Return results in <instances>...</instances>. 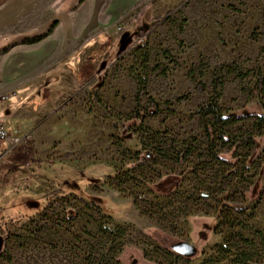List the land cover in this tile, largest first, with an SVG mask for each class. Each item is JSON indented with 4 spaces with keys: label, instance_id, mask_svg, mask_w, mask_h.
<instances>
[{
    "label": "rangeland",
    "instance_id": "rangeland-1",
    "mask_svg": "<svg viewBox=\"0 0 264 264\" xmlns=\"http://www.w3.org/2000/svg\"><path fill=\"white\" fill-rule=\"evenodd\" d=\"M51 1L39 0L37 22L0 23L3 42L29 44L54 26L61 43L49 94L23 101L31 118L0 123V264H236L243 250L245 264H264V136L222 165L202 114L222 64L238 70L224 75L222 114H264V89L253 93L264 80V0H132L118 12L100 0ZM136 74L146 79L139 109L151 97L160 113L133 125ZM222 128L236 141L264 134L254 117ZM145 149L153 160L137 159ZM180 150L190 151L184 161ZM226 242L235 245L223 258ZM183 243L196 254L172 251Z\"/></svg>",
    "mask_w": 264,
    "mask_h": 264
},
{
    "label": "crops",
    "instance_id": "crops-1",
    "mask_svg": "<svg viewBox=\"0 0 264 264\" xmlns=\"http://www.w3.org/2000/svg\"><path fill=\"white\" fill-rule=\"evenodd\" d=\"M100 1H104L113 12L128 8L132 2V0ZM39 6V0H0V7H2L0 23L3 25L1 29L8 30L14 23L22 25V21L19 22L20 18L17 16L21 17L25 14L30 15V19L24 21L25 24L37 22V17L31 16L37 14ZM34 11H36L35 14ZM44 26L45 24L41 28ZM53 27L43 28L45 30L36 36H42L38 42L31 41L25 44L21 43L23 40L19 43L0 40V123L5 127L17 118L29 120L30 115L20 113L25 110L26 103H23L25 97H29L28 101L34 105L37 99L48 95L49 86L54 85L50 84L48 73L52 69L54 48L61 46V43L54 39ZM66 43L64 45L68 46L70 42ZM7 94L10 95L9 98Z\"/></svg>",
    "mask_w": 264,
    "mask_h": 264
},
{
    "label": "trees",
    "instance_id": "trees-1",
    "mask_svg": "<svg viewBox=\"0 0 264 264\" xmlns=\"http://www.w3.org/2000/svg\"><path fill=\"white\" fill-rule=\"evenodd\" d=\"M167 13H170L169 11ZM164 15H158L153 19V24H158L162 21H164L168 14ZM255 32L252 34V39H255ZM42 39V36L35 37L32 41H39ZM142 58V65H147L149 61V53L144 51L141 53ZM200 66L192 67L188 70V75L191 78H194L195 72L197 70L199 71V74L203 73V70H201L204 67L203 63L199 64ZM238 70L234 65H219L214 68V77L211 81L212 85V97L209 100V102L206 105V108L202 110L203 116H211L212 122L208 125H206V135L208 140L210 141V149L212 151V157L214 160L219 162L222 165L230 166L234 164L235 157L237 156L236 148L243 142L246 141L248 143V146L253 147V151L257 150L259 148V141L258 139L260 137H263L264 134H252L249 133L246 136H244V139L235 140L232 139L231 133L228 131L223 130V126L232 124L236 121L248 118V117H254L256 118L257 122L259 124L264 125V114H237V113H227L222 114V111L219 107V98L222 93V87H223V78L225 74H231L236 73ZM238 73H241L239 71ZM135 79L138 84V98H137V105L136 108L129 114L127 118V122H132L133 125H137L138 123H142L147 117L154 116L160 113L159 104L153 100L151 97L148 98V105L146 107L140 106V98L146 94V79L143 78L140 75H135ZM196 91L202 92L204 91V83L202 80H199L196 82L195 85ZM264 89V80L258 79L256 82V85L253 89V93L261 92ZM189 93L179 97L177 99L178 102H182L188 99ZM218 125V126H216ZM217 128H216V127ZM126 128V126H124ZM219 141L221 142L220 146L225 147L228 145V148L226 150H218L215 148V142ZM189 150H180L177 152L176 158L179 161H184L186 157L189 155ZM155 158V153L153 150H140L137 152V159L144 161L145 159L153 160ZM224 205H229L227 202H224ZM231 207H233L238 212L242 211V208H240L236 204H231ZM248 240H246V243ZM234 243L226 242V244H222L219 246L218 252H220V255L223 258H227L231 248L234 246ZM250 247V246H249ZM247 250H243L240 255V259H236L234 262L236 264H245L248 261H252V256L249 254H246Z\"/></svg>",
    "mask_w": 264,
    "mask_h": 264
},
{
    "label": "water",
    "instance_id": "water-1",
    "mask_svg": "<svg viewBox=\"0 0 264 264\" xmlns=\"http://www.w3.org/2000/svg\"><path fill=\"white\" fill-rule=\"evenodd\" d=\"M172 249H177L178 252L185 257H191L196 253L195 247L190 243L175 244L172 246Z\"/></svg>",
    "mask_w": 264,
    "mask_h": 264
},
{
    "label": "built area",
    "instance_id": "built-area-1",
    "mask_svg": "<svg viewBox=\"0 0 264 264\" xmlns=\"http://www.w3.org/2000/svg\"><path fill=\"white\" fill-rule=\"evenodd\" d=\"M6 136H7L6 131L3 129V126L0 125V138L2 139L5 138Z\"/></svg>",
    "mask_w": 264,
    "mask_h": 264
},
{
    "label": "flooded vegetation",
    "instance_id": "flooded-vegetation-1",
    "mask_svg": "<svg viewBox=\"0 0 264 264\" xmlns=\"http://www.w3.org/2000/svg\"><path fill=\"white\" fill-rule=\"evenodd\" d=\"M2 243H3V240L0 238V247L2 246ZM172 251L173 252H175V253H177V254H179V255H181L179 252H178V250L177 249H172ZM196 254V253H195ZM182 256V255H181Z\"/></svg>",
    "mask_w": 264,
    "mask_h": 264
}]
</instances>
